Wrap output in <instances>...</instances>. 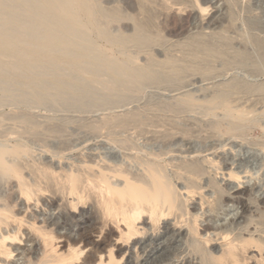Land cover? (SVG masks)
Wrapping results in <instances>:
<instances>
[{"label": "rangeland", "instance_id": "obj_1", "mask_svg": "<svg viewBox=\"0 0 264 264\" xmlns=\"http://www.w3.org/2000/svg\"><path fill=\"white\" fill-rule=\"evenodd\" d=\"M0 1H2V0H0ZM5 1L7 3H5ZM25 1L27 3H24ZM94 1L96 2L97 9H99L102 14L106 13V16H110V17L112 15V20H117V21L120 20L117 23H119L122 27L119 26V24L117 25L116 22H115V24L111 23L113 25L111 27H113V28H118V26L121 27V30L122 29L124 30V31L122 30L123 32L121 31V35H120L121 37H122V35L124 37L130 36L129 34L133 35L134 34V30L133 29H135V26H136L135 24H137V25L139 24L138 26H141V27H143L145 29V31L143 30L145 32V36L146 37L149 36L151 39L149 37H148V39L146 38L147 40H145V42H144L145 46L143 44H141L142 46L141 45H139V46L136 45L135 46V44H133V47H130V46H132V44L131 45H127V47H122L119 43L115 44L113 41L108 42L109 40L105 39L104 36L100 37V35H98L96 33V31L95 32L90 31V30H86V31L91 36H93V39L96 41V48L101 50V51H106V52L110 53L112 58H113L112 59L113 61H116V59H117V61L118 60L119 61L123 60L124 58L128 57V55L129 56L132 55V57H135V58L137 57V61L140 62V63L137 62L138 66H141V68H144V69H146L148 71V77L147 78H149V79L146 78L143 81V84L142 83L139 84L140 87L139 86H137V87H132V86L129 87L128 86L127 87V85H123V87H122L121 84H117L116 83L118 81L117 80L118 79L117 76H116V82H114L115 81V75H113L111 70L108 71V67H100L99 71H98V69H95V71L97 70V73L96 72H94L95 74L93 73L95 76H92L90 74V72L85 73L86 74L85 75L84 73H82V70L81 71H77L78 69H77L76 65L72 64L74 62V58L72 56H70V54H72L71 51H69V57H67L68 56L67 55L68 51L66 52V50H64V51L62 50V52H64V53L66 52L67 53L66 55L63 53L65 56L62 55V53L60 54L61 56H59V53L61 52V49H60L59 52H57L59 49L56 50L55 54H51V53L49 54L48 52H46V54H44V53H42L43 51L40 52V53H42V56L43 57L44 56L47 57V59L45 58L43 60V62L41 61V63H39L38 65H35V66L33 65L32 68L27 67V68H24V69H18V68L14 69V67H11L10 65H13V64L15 65L16 57H13V59H12V57H10L12 60L15 61V62L13 61V63H11V64H5L4 62H1V59H0V123L2 124V127L0 128V130L1 131H5L6 129H10V128H14L15 129L16 126L19 127V129L24 128L23 123L22 124L20 123L21 120H19L18 122L14 121V120L11 121L8 118L6 119V117L10 116L9 118H11L12 116L13 117L16 116V114H22V113L26 114L27 113L29 116L31 115V117H33L32 121H35V123H36L35 125H37V126L39 125L37 127V130H39L38 132L41 131L42 132V133L40 132L41 134H43V132L45 133L43 135L46 137V139H45L44 136H42L41 138L44 139V140H40V141L37 140L35 143L33 142V143L30 144L31 145V151H32L31 153L33 155L30 153L32 156L31 155L30 156H25V158L27 159L26 161L27 162L30 161L31 163H33L34 160H36L38 162H41V163H42V161L44 163L45 162L46 163L50 162L52 165L56 166V168L58 167L57 170L59 171L63 166L65 167L66 170H70V168L72 166V168H71V170H72V169H75L77 166L85 165V163H86L85 160H87V161L88 160H91V161L94 160L95 162L97 161L96 164L98 163L101 166H104V165L110 166L109 164H111V165H114V164L116 165L117 164V166H120V164H121L122 167L124 165L130 171H133V172L140 171V172H142V169L139 166V164L136 161H133L132 157L136 156L135 154H137V156L138 155L141 156V154H142V156H147L148 153H153V152L156 153L157 152V154H158V152L162 153L164 151V152H167V153L164 155L165 157L164 156L162 157L163 160L161 161V164L166 169H168L167 171H169V173L171 175H173V173L176 172V169L174 167H170L171 165H173L171 163H174V165H175L176 164L175 162H178V164H179V162H183V160L184 161H186V159L187 160H191V159H193L194 156H196L195 155V153H196L197 156L200 159L202 158L201 161L207 167V170H209V173H210L211 177L212 178H218L217 179L218 182L220 180L221 181L220 183L222 185L223 184L227 185L228 188L231 187L230 188V189H232L231 193L235 192L237 190H244V189L253 187L255 191L257 190L254 193L255 197H257L259 200L264 199V182H263L264 181V149H263L264 131L262 129L264 127V113H263L264 112V99H262V98H264V93H263L264 92V89H263L264 88V84H263V82H264V50H263L264 49V46H263L264 45V39H263L264 38V31H263L264 30V27H263L264 26V0H254V1L253 0H222V1L221 0H167L169 2H167L166 0L165 1L164 0H150V1L149 0H94ZM94 1H93V3H94ZM10 2H11V0H4V1H2V3H0V9H1V11H0V24H2L5 19H8L7 17L9 15L11 17V18L9 17V19L24 18V17L28 18L31 15V13L33 12L32 10L34 8V5H33L34 2L31 1V0H23V2H22V0H15V1L12 0V2L15 3V4L17 2H18L19 5L22 4L21 10H22V13L24 15L23 17H21L22 16L21 15V10H19L17 12V8L16 9L13 8V6H12L13 3H10ZM191 2H192V4H191ZM132 3H133V5H132ZM139 3H141V5ZM144 3H145V5H144ZM152 3H154V4H152ZM7 4H9V5H7ZM15 4H14V6H15ZM229 4L231 5V7H230ZM10 5L12 7H10ZM201 6H204L203 8L208 9V10L205 11V12H202V10H200ZM23 9H24V11H23ZM103 9H104L105 12L103 11ZM122 9H123V11H122ZM27 10H28V12H27ZM135 10H136V12H135ZM232 10H234L235 13ZM3 12L5 14H7V15H4ZM107 12H109V13H107ZM125 13H126V15H125ZM117 15L119 17H121V18H119V20H118V16ZM121 15H123V16H121ZM131 15H132V17H130ZM230 15L233 16V17L235 16V18L230 17ZM106 16L103 17V25L106 24V25L109 26L111 24L108 23L109 19ZM137 16H138V18H137ZM122 17L123 18L125 17L124 18L125 21L123 20ZM131 18L133 19V21H132ZM2 19H4V20H2ZM127 20H129V21H127ZM150 20H152V21H150ZM222 20H223V22H222ZM84 21H86V20L84 19ZM100 21H102V19ZM105 22H107V23H105ZM150 22H151V24H150ZM228 22H231V23H228ZM256 22H257V24H256ZM106 25H104V26H106ZM202 26H203V28H202ZM111 27H109V29ZM1 29H3V28L1 27ZM6 29H8V27ZM21 29L22 28H20V30ZM14 30L15 29H13V31ZM229 30H230V32H229ZM243 30H244V32H243ZM13 31H9V33H13ZM29 31H30V28L29 29H25L24 28V29L21 30V32H19V29H18L17 32H18V34L20 33L19 34L20 36L22 35V32H23V34L26 36L25 37L23 35L24 38H26V39L30 38L31 39V37L29 35V33H30ZM151 31H152V33H150ZM198 35H199V37H198ZM230 35H231V37H230ZM27 36H28V38H27ZM205 36H207V37H205ZM223 36L225 37V40H224ZM164 37H166V39ZM221 37H223V38H221ZM162 39H164V40H162ZM208 41H209V43H206ZM210 41H212L213 43H211ZM151 42L152 43L154 42L153 45H152ZM145 43L149 44V45L147 46ZM150 46H153V47H150ZM173 46H174L175 49L172 48ZM193 46H196L197 48L196 47L194 48ZM198 47H202L201 48L202 50H200V48H198ZM226 47H228V48H226ZM123 48H126V49H123ZM203 48L206 49V50L204 51ZM119 49H120V51H119ZM214 49H216L215 52H214ZM177 50H179V51H177ZM217 50L219 51V53H218ZM231 50H233V51H231ZM19 51H23L22 55L27 53V51H25V49L24 50L19 49ZM121 51H122V53L125 52V54L123 55L121 53ZM157 52H159V53H157ZM126 53H128V54H126ZM134 53H135L136 56L134 55ZM222 53H223V55H222ZM9 54H11V52ZM56 54H57V56H56ZM168 54L169 55L171 54V55L169 56ZM49 55H51L52 58ZM125 55H127V56H125ZM221 55H222V57H221ZM242 55H243V57H245V59H243ZM23 56H25V55H23ZM227 56H229V57L227 58ZM236 56H239L240 58H238ZM55 57H57V58H55ZM202 57H205V58L203 59ZM232 57H234V58H232ZM50 58L53 61H50ZM54 58H55V60L57 59L58 62H56L57 60L54 61ZM173 58H175V59H173ZM230 58H232V59H230ZM12 60H11V62H12ZM59 60H61V61H59ZM70 60H72V61H70ZM166 60H167V62H166ZM174 60L177 61L178 63L175 62ZM208 60H210V61H208ZM44 61H47V62H44ZM233 61H234V63H233ZM52 62H54V63L56 62V64H53ZM65 62H68L69 64L65 63ZM172 62H173V64H172ZM160 63L163 64V67H162V65ZM179 63H180V65H179ZM257 63L260 66L256 65ZM193 64H195V66ZM200 64H202L204 67L202 65L200 66ZM16 65H17V63H16ZM55 65H57V67ZM68 65H70L72 68L70 66H68ZM73 65H75L74 66L75 68L73 67ZM37 66L40 67V68H38ZM150 66H152V67H150ZM102 68H103V70H102ZM104 68H106L107 70L104 69ZM165 68L168 69V70H166ZM192 68H194V69H192ZM197 68H200V70L197 69ZM164 69H165V71H164ZM201 69H202V71H201ZM28 71H30V72H28ZM106 71H107V73H106ZM226 71H228V72H226ZM99 72L100 73L102 72L101 75H98L96 77V75ZM32 73H35V74H32ZM108 73L113 75L112 76L113 78H110L111 75L108 74ZM194 74H196V75H194ZM102 75L106 76V79L104 78V80H101L104 77V76L101 77ZM108 75H109V78H108ZM99 76L101 77V79H98ZM93 77L95 78L94 80L98 79L99 83H98V81L92 80ZM238 77L240 78V80H239ZM81 78H83V79H81ZM174 78H175V80H173ZM201 78H203V79H201ZM28 80H30V81L32 80L31 81L32 83L30 82L31 85H29V83L27 82ZM222 80H224V81L221 82ZM110 81H112V82H110ZM102 82H103V84H101ZM113 82H114V84L111 86V83H113ZM104 83H105L106 86L104 85ZM8 84H9V86H8ZM144 84H145V86L147 85L148 87L144 86V88H143ZM225 84H228V85H225ZM232 84H233V86H232ZM68 85H69V87H68ZM180 85H182V86L180 87ZM243 85H244V87H243ZM245 85H246V87H245ZM75 86H76V88H78L77 90H75ZM248 86H250L249 87L250 89L248 88ZM7 87H9V88H7ZM110 87H112V90H111ZM95 88H97V90ZM106 88H107L108 91L105 90ZM116 88H118L117 89L118 91L115 90ZM233 88L235 89V91H234ZM120 89H121V91H120ZM134 89L137 91L136 93H135ZM99 90H100L101 93L99 92ZM191 90L193 92H191ZM222 90L225 91V92H223ZM142 91H144V92H142ZM230 92H231L232 96L230 95ZM7 93H9V94H7ZM227 93H228V95H227ZM224 94L226 96H224ZM72 96H73V98H72ZM130 96H132V97H130ZM172 96H174V97H172ZM218 96H219V98L221 97V99L223 98V96H224V98L228 99V102L230 103V111H233V112L246 111L248 113V115H249L248 116V120L243 125L246 126L250 130H249V136H247V138H245V140H244V138H238V139L237 138H231L227 134H224V132H222V133L215 132L214 133V130L210 129L211 128L210 124H212L213 122H222V123L224 122V125H226V123H229L230 121L234 120V119L226 116V114H227L226 110L224 109V107L222 105H220L218 103L219 100L221 101V99L217 98ZM259 96L261 97L262 100H260ZM10 97H11V99H10ZM194 97H196V98H194ZM250 97H252L251 100H250ZM192 98H194V99H192ZM209 98H211V99H209ZM114 99H115V102H114ZM130 100H131V103L129 102ZM30 101H31V103H30ZM91 101H93V102H91ZM173 101H175V103H177V104H175ZM78 102H80V103H78ZM116 102L118 103L117 105H115ZM144 102H146V103H144ZM162 103L164 105H162ZM251 103H252V106H251ZM68 104H69L70 107H68ZM108 104H111V105H108ZM255 104L257 106H255ZM38 105H39V107H38ZM153 105H154V107H153ZM157 105L161 106V108L159 106H157ZM181 105L186 106L187 107L186 109L188 111L190 110L191 112L190 111L189 112L186 111L184 109L185 107L183 108V106L181 107ZM49 106H51V107H49ZM177 106H179L181 108H179ZM189 106H190L191 109L188 108ZM66 107H67V109H65ZM174 107H177L179 109L174 108ZM197 107H199V108H197ZM215 107H217V108H215ZM252 107L255 108V109H253ZM196 108H197V110H196ZM171 109L175 110L177 112L172 111ZM180 109H181V111L183 110L182 111L183 113L180 111ZM59 110H61V111H59ZM129 111H131V112L129 113ZM178 111H180V113ZM139 112L140 113L142 112V114H139ZM195 112H197V113H195ZM6 113H9V114H6ZM110 113H113V114H110ZM134 113L137 114L138 116L136 115V116H134L132 118V116L135 115ZM122 114L125 115V117ZM118 115H121V116L118 117ZM127 115H128V117H127ZM152 115H153V117H152ZM193 115H195V116H193ZM222 116L224 117V119H223ZM104 117H106V118H104ZM110 117L120 118V119H122V122L124 121L123 119H125V121L127 122L126 124H128L129 121H130L129 122L130 124H128L129 126L128 125L126 126L123 123L125 125V127H122V128H121V126H117V127L113 128V124H111V125L109 124V126L111 128H113L112 130H114V131H112V130L111 131L113 133H115L116 135L113 134L112 132H111V134H109L110 133L109 132L110 127L109 126H108L109 128L107 126L105 127V125H104L105 122H103V121L108 120V119L110 121V119H112ZM140 117H142V118H140ZM148 117H150V118H148ZM34 118H36V119H34ZM115 118H113V119H115ZM133 119H134V121H133ZM221 119H223V120H221ZM86 120H88V121H86ZM147 120H148V122H147ZM154 120H156V121H154ZM157 120H159V121H157ZM175 120L177 122L173 123V121H175ZM36 121H39V122H36ZM139 121H140L141 124L139 123ZM162 121H164V122H162ZM89 122L92 123V124H90ZM131 122H133V123H131ZM38 123H40V124H38ZM98 123H99V126H98ZM110 123H111V121H110ZM81 124H83L85 126V128ZM152 124H154V125H152ZM177 124H180V125H177ZM58 125H60V126H58ZM164 125H166V126H164ZM5 126H7V127L11 126V127L7 128ZM51 126H52V128H51ZM97 126L99 127V129L94 134V130L93 129L95 127H97ZM134 126H136V128H134ZM153 126H155V127L153 128ZM157 126H159V127H157ZM160 126L164 127V128H161ZM173 126H174V128H173ZM179 126H181V127H179ZM47 127L49 129H52L51 132H53V133L47 132V130H48ZM90 127H91L93 132H91V129H89ZM128 127H130V128L128 129ZM145 127H146L147 131H146V129H144ZM150 127H152V128H150ZM185 127H187V128H185ZM195 127H196L197 131H196ZM78 128H79V130H78ZM106 128L108 129V132L106 131ZM132 128H134V129H132ZM157 128H160V129L157 130ZM179 128H181V129L183 128L184 130L183 129L180 130ZM208 128L210 129V131H209ZM115 129L119 130V132L116 131ZM164 129H166V130H164ZM200 129H201V132L199 131ZM260 129H262V130H260ZM84 130H85V132H84ZM99 130L100 131L102 130L101 131L102 133ZM130 130H132V131H130ZM141 130H142V132H141ZM148 130H151V132L148 131ZM170 130H174V131H170ZM137 131H138V133L139 132L140 133L138 134ZM188 131H191V132L189 133ZM144 132H146V134ZM206 132H208V134ZM150 133H152V134H150ZM186 133H187V135H186ZM159 134H161V135H159ZM166 134H167V136H166ZM158 135H159V137H158ZM177 135L178 136L180 135V136L178 137ZM194 135L195 136L197 135V137H195ZM14 136H12V137H14ZM67 136H69V137H67ZM168 136H170L169 137L170 141L168 140ZM181 136H183L182 139H181ZM109 137H112V138H109ZM209 137H211V138H209ZM10 138H8L9 140H7V141L9 143V145H12L16 139L15 138H11V140H10ZM26 138H24L25 140L21 139V138H17V139H19V140L21 139L22 141L26 142V141L29 140L28 138L27 139ZM64 138H65V140H64ZM207 138H208V140H207ZM1 139H2V141L4 140L3 138H1ZM149 139H150V141H148ZM205 139H206V141H205ZM111 140L112 141L113 140L116 141L115 144ZM121 140L124 141V142H122ZM129 140L131 141V143H130ZM141 140H142V142H141ZM164 140H166V141L164 142ZM5 141L6 140H4V142ZM7 141L5 142L6 144H8ZM54 141H56V142H54ZM126 141H127V144L129 143L128 144L129 147H132V143H133V145L135 146V148L137 150L139 148V153H137L138 151H136V149L134 151L131 150L132 152L129 150V152H128V149H126L125 147H122V143H126ZM220 141H222V142L220 143ZM147 142H149L150 144L147 143ZM204 142H205V144H204ZM256 142H259V143H257V145H256L255 144ZM261 142L263 143L262 145H261ZM65 143H67L66 145L69 146L68 149H67V146H66V149H65V147H63V146H65ZM116 143H118V144L116 145ZM34 144H35V146H34ZM50 144H52V145H50ZM165 145H166V147H165ZM207 147H208L209 150L207 149ZM72 148H75V149H72ZM124 148L126 150H124ZM212 148H213V151H212ZM46 149H49L50 151L46 150ZM162 149H163V151H162ZM217 149L220 150V151H217ZM61 150H63V151H61ZM192 150H193V152H192ZM194 150H196L197 152L194 151ZM147 151H148V153H147ZM213 152H215V153L219 152L217 154V158H216V154L213 153ZM221 152H224V153H221ZM55 153H56V156H55ZM94 155H95V157H94ZM126 155L128 156V158H127ZM89 156H91L92 159L89 158ZM198 157H196V158H198ZM206 157L207 158L208 157L209 158L214 157L216 160H219V162L225 166L224 167L225 171L223 170V172L225 174L228 173L231 169H234V170L236 169L235 171H237V172L240 171L241 177H244V178H242V180L238 183L237 181H233V182L229 181L228 182L229 177L228 176L223 177L222 174H219L218 175L219 177L218 176L216 177L215 168L212 165H210L209 163L207 164V162L205 163L203 161V158H206ZM129 158H131L132 160L129 159ZM100 160H101V162H100ZM94 161L92 163L93 165L95 164ZM113 161H115V162H113ZM121 161H122V163H121ZM74 162H76V163H74ZM169 162H171V163L168 164ZM80 163H82V164L80 165ZM76 164H78V165H76ZM75 165H76V167H73ZM128 165L132 166L133 168L128 166ZM135 165H137V166H135ZM210 167H211V171L212 172L210 171ZM95 171H97V169H95ZM219 172H221V171H219ZM208 178H210V177L206 176L207 180H208ZM113 181H119L118 183L123 182L122 179H116V180L113 179ZM4 183L5 182L0 184V191L8 194L9 190H10V187L7 186L8 184H6V183L4 184ZM179 183H182V182H179ZM207 188L204 190V195L206 197L208 196V198L210 197L211 199H213L215 190L210 188V187H207ZM2 192H0V193H2ZM60 198L61 197L60 196L58 197V195H57V197H55L52 194L47 193V195H44L41 198L42 200L40 201V204L37 205L36 202H33V203L31 202L30 204L27 203L25 200L21 199V197L19 196L17 198L18 200H16V201H18V202H16L17 205H18L16 207V211L17 210L20 211L21 215L22 214L24 215V213H25L26 216L27 215L30 216L29 218H31V219H29V221H30L29 224L33 223L34 221H36L37 224H38L37 226H40V227H44L45 224L48 225V224H50V222L51 223L52 222L55 223L56 222L55 220H57L58 223L56 222L55 224L51 225L48 228L49 231H53L55 234L56 233H60V234H64V233L71 234L72 233L71 235L75 236L77 234V232H78V227H76V225L78 223H80V224L85 223V220L89 217V215H87L86 213L88 212V213H90V215L91 214L94 215L95 212H96V209L93 208L94 207L93 204L89 203L90 205H88V204L86 206L80 205L78 209L74 210V209L71 208V204H70V202L72 201L73 198L67 197V199H65L63 201L61 199V201H59ZM62 203L64 204V206H67L66 210L62 206H60ZM29 205L31 207L30 209H28ZM56 205L58 206V208H57ZM189 205L191 207L193 205L199 207V209H200L199 213L200 214L206 213L210 209L209 207H208L209 209L207 208L208 204L206 205V207L204 209L205 212H204V210L201 209V202H200L199 196H197L195 200H192L191 204L189 203ZM232 206L233 205L230 204L229 207H224V208H226L227 211L228 210L230 211L231 215H229V218L232 217L231 218L232 220L228 219V222L230 223V222H234L235 221V223H237V222H241L242 223L243 219H240L241 210L238 209L236 206H234V207H232ZM236 208H237L239 213L237 211H235ZM263 208H264V205L251 204L250 205V209H252V211L250 210L251 211L250 214L251 215H256V216L259 214L258 216H261V214L264 213V209ZM231 209H232V213H231ZM92 210L93 211L95 210L94 213H92L93 212ZM260 211L261 212L263 211V212L260 213ZM254 212H255V214H253ZM34 215H36V219H35ZM215 215L216 214H214V213H207V217L205 216L206 218L200 219V222L202 224L201 227H204V226L208 225L210 223V222H208V221H210V219H207V218H210V216H215ZM62 216H66L67 219H69L71 221L72 225H74L75 228L74 227H72V228L67 227L66 228V227L61 226L62 222L64 220ZM86 216H88V217H86ZM216 216L222 217L223 215L219 214V215H216ZM258 216L255 217V218L258 219ZM73 220H74V222H73ZM240 220H242V221H240ZM98 221L92 220L91 221L92 223L89 222L90 224L89 223L86 224V226H88L90 228L95 226V227H93V228H95V232L93 231V232L89 233V239H90L92 244L90 246H87V247H85L83 249L84 253L82 254L81 258H84L87 254L94 253V251L91 250L92 249L91 246L93 244L94 245L104 244L103 243V241H105L104 240V236L108 235V233H109L110 240L114 242L113 244H115V243L117 244L118 243V239L120 237L121 230L118 229L117 226H115V225L114 226L111 225L110 227L109 226L106 227V226L103 225L104 223L102 221H100V222H98ZM203 221H204V224H203ZM139 226L141 228L142 225H139ZM241 226H244V224H242ZM253 226L254 225H251L250 228L252 229ZM12 227H13V229L15 227L14 230L17 231L18 226L16 224H14V226H12ZM110 229H111V234H110ZM185 230L183 229V232H187ZM252 230H254V229H252ZM23 231H25L24 232L25 236L22 238L23 242L22 243L17 242L16 244L14 243V245L19 246L21 249H27V247L29 248V247L32 246V244L29 243L28 240H30V239L32 240L33 238H34L33 240H37L36 241L37 244L41 243L40 238L38 239L36 237V233L35 232L32 233V231L29 229L28 225H27L26 228L23 229ZM73 233H75V234H73ZM261 235L264 237V233L261 234ZM25 237H27V238H25ZM221 242L222 241L214 242L213 246L215 248H217V249H220L221 248ZM55 243H56V247H57L59 253L68 252L69 243H68L67 240H65V238L57 240ZM147 243L148 244L150 243L149 242V236H145V238L144 237L140 238V244H138V245H135V244L133 245L131 243L127 247V245L121 243L120 246L121 247L123 246L122 249H124L123 251L125 252V253L122 254V256L123 255L125 256V258H124V260L122 261L121 264H125L126 259H128L129 262L131 261L130 264H136L137 256H138L137 252L140 251L139 247H141V252H142V248L145 245H148ZM154 243L158 245L160 242L154 240L153 244ZM166 243H170L171 244V246L168 247V249H167V251H169L168 253H167V251H159L160 247H161L160 246L158 248L159 250H156V251L154 250L153 253H150V255H148L149 250H150V249H148V251L144 255H141V258L139 259L138 262L143 261V263H153L154 261L159 260L160 258H162V256H164L162 259H164L168 254H169V256H171L172 251H173L172 250L173 249L172 246H173V247H176L175 249H179V250H177V254L179 256V259L176 258L175 256H172L170 258H172L173 260L171 259L169 264H171V263L172 264H185V262L187 260H191V258H192L191 261L194 260L193 261L194 264H200L199 261L196 259V257L194 258V255H190L192 253L189 250H186V253H183V250H184V248L186 246H183L184 248L180 249L181 244L184 243L182 238H178L177 240L174 239L171 242H165L164 245ZM127 248H129V249H127ZM115 250H117V249H115ZM132 250H133V252H132ZM141 252H139V254ZM159 253H160V255H159ZM165 253H167V254L166 255H162V254H165ZM257 253H258V251L256 249H252L251 252H249L248 257L252 258L253 255H255V256L258 255V259H260L259 258V253L258 254ZM106 255H108V252H106ZM29 256L33 257V254H29ZM29 256L28 255L26 256V261L28 260ZM150 256H152V257H150ZM190 256H192V257H190ZM14 257L15 258L13 259V261H18L19 264H21L23 262V260L18 259L19 258L18 256L16 257V253H15ZM19 260H20L21 263L19 262ZM252 261L250 260V262H248V264H257V262L255 260H252Z\"/></svg>", "mask_w": 264, "mask_h": 264}, {"label": "bare ground", "instance_id": "obj_2", "mask_svg": "<svg viewBox=\"0 0 264 264\" xmlns=\"http://www.w3.org/2000/svg\"><path fill=\"white\" fill-rule=\"evenodd\" d=\"M4 1V0H2ZM0 1V3H2ZM15 1V0H14ZM33 1V12L31 15L26 19L24 18H14L9 19L10 15L7 17L8 19H2L4 20L2 24H0V59L1 62H4L5 64H11L14 60L13 57H16L15 59V65H10L11 67H14V69H24V68H32L33 65H38L43 62V60L47 57H43L42 53L46 54L48 52L49 54H55L56 50L57 52L60 51V54L66 55L69 57V51H71L72 56L74 58V62L72 64H75L77 67V71H81L82 73H88L92 76H95L94 72L97 73V70L100 67H108V71L111 70L113 75H115V81L116 82V76L118 77L117 84L127 85V87H137L139 84H143V81L148 77V71L144 68H141V66H138L137 64V57H132L128 55V57L124 58L123 60L113 61L112 56L110 53L106 51H101L96 48V41L93 39V36H91L89 33H87L86 30L93 31L101 36H104L105 39L109 40L108 42L113 41L115 44L119 43L122 47H127V45H131L130 47H133V44L136 45H144L145 40L148 39L149 36H145V29L141 26H138L135 24L134 34L127 37H124L121 35V25L117 22L118 20H112V15L106 16V13L102 14L99 9L96 7V2L94 0H31ZM94 1V3H93ZM150 1V0H149ZM165 1V0H164ZM167 1V0H166ZM222 1V0H221ZM254 1V0H253ZM23 2V0H22ZM29 2V1H28ZM169 2V1H167ZM229 2V1H228ZM231 2V1H230ZM5 3H7L5 1ZM10 3H13L12 0ZM24 3H27L26 1ZM31 3V2H30ZM114 3V2H113ZM194 3V2H193ZM205 3V2H204ZM13 3V8H17V12L21 10V5L18 4V2L15 4ZM32 4V3H31ZM100 4V3H99ZM116 4V3H115ZM120 4V3H119ZM123 4V3H122ZM128 4V3H127ZM141 5V3H139ZM154 4V3H152ZM177 4V3H176ZM179 4V3H178ZM192 4V2H191ZM9 5V4H7ZM133 5V3H132ZM145 5V3H144ZM157 5V4H156ZM174 5V4H173ZM172 5V6H173ZM230 5V4H229ZM261 5V4H260ZM5 6V5H4ZM10 5V7H12ZM120 6V5H119ZM139 6V5H138ZM187 6V5H186ZM185 6V7H186ZM105 7V6H104ZM129 7V6H128ZM131 7V6H130ZM142 7V6H141ZM166 7V6H165ZM204 6L200 7V10L202 12L207 11L208 9L203 8ZM231 7V5H230ZM256 7V6H255ZM20 8V9H19ZM23 8V7H22ZM113 8V7H112ZM147 8V7H146ZM210 8V7H209ZM234 8V7H233ZM5 9V8H4ZM109 9V8H108ZM134 9V8H133ZM144 9V8H143ZM164 9V8H163ZM196 9V8H195ZM117 10V9H116ZM179 10V9H178ZM194 10V9H193ZM192 10V11H193ZM1 11V9H0ZM24 11V9H23ZM104 11V9H103ZM112 11V10H111ZM123 11V9H122ZM146 11V10H145ZM186 11V10H185ZM234 12V10H232ZM28 12V10H27ZM105 12V11H104ZM125 12V11H124ZM136 12V10H135ZM171 12V11H170ZM174 12V11H173ZM4 13V12H3ZM109 13V12H107ZM146 13V12H145ZM149 13V12H148ZM152 13V12H151ZM176 13V12H175ZM231 13V12H230ZM235 13V12H234ZM18 14V13H17ZM27 14V13H26ZM122 14V13H121ZM160 14V13H159ZM171 14V13H170ZM207 14V13H206ZM4 15H7L4 13ZM21 17H23V13L21 10ZM120 15V14H119ZM126 15V13H125ZM150 15V14H149ZM168 15V14H167ZM174 15V14H173ZM107 17L109 19L108 23L116 24L118 28H113L111 25H103V17ZM123 16V15H121ZM151 16V15H150ZM176 16V15H175ZM85 17V18H84ZM115 17V16H114ZM132 17V15L130 16ZM145 17V16H144ZM147 17V16H146ZM162 17V16H161ZM178 17V16H177ZM181 17V16H180ZM225 17V16H224ZM230 17H233L230 15ZM11 18V17H10ZM102 21H100L101 19ZM123 18V17H122ZM125 18V17H124ZM123 20L125 21V19ZM138 18V16H137ZM156 18V17H155ZM165 18V17H164ZM168 18V17H167ZM235 18V16L233 17ZM84 19L86 21H84ZM132 19V18H131ZM147 19V18H146ZM175 19V18H174ZM88 20V21H87ZM140 20V19H139ZM105 21V20H104ZM129 21V20H127ZM133 21V19H132ZM143 21V20H142ZM152 21V20H150ZM154 21V20H153ZM192 21V20H191ZM196 21V20H195ZM214 21V20H213ZM230 21V20H229ZM235 21V20H234ZM233 21V22H234ZM101 22V23H100ZM136 22V21H135ZM148 22V21H147ZM162 22V21H161ZM194 22V21H193ZM212 22V21H211ZM223 22V20H222ZM107 23V22H105ZM157 23V22H156ZM195 23V22H194ZM231 23V22H228ZM259 23V22H258ZM151 24V22H150ZM188 24V23H187ZM211 24V23H210ZM257 24V22H256ZM126 26V25H125ZM154 26V25H153ZM230 26V25H229ZM1 27L3 29H1ZM8 27V29H6ZM89 27V28H88ZM109 27H111L109 29ZM117 27V26H116ZM211 27V26H210ZM236 27V26H235ZM264 27V26H263ZM20 28L22 29H29L30 28V38H24V34L22 32V35L20 36L18 34L21 32ZM125 28V27H124ZM127 28V27H126ZM155 28V27H154ZM161 28V27H160ZM203 28V26H202ZM225 28V27H224ZM228 28V27H227ZM13 29H15L13 31ZM150 29V28H149ZM182 29V28H181ZM195 29V28H194ZM229 29V28H228ZM254 29V28H253ZM7 30V31H6ZM13 31V33H9V31ZM144 30V31H143ZM247 30V29H246ZM124 31V30H123ZM122 31V32H123ZM126 31V30H125ZM132 31V30H131ZM147 31V30H146ZM149 31V30H148ZM241 31V30H240ZM264 31V30H263ZM28 32V31H27ZM161 32V31H160ZM230 32V30H229ZM244 32V30H243ZM25 33V32H24ZM152 33V31L150 32ZM159 33V32H158ZM207 33V32H206ZM227 33V32H226ZM241 33V32H240ZM251 33V32H250ZM160 34V33H159ZM197 34V33H196ZM220 34V33H219ZM24 35V36H23ZM27 35V34H26ZM169 35V34H168ZM228 35V34H227ZM249 35V34H248ZM23 36V37H22ZM201 36V35H200ZM26 37V36H25ZM192 37V36H191ZM197 37V36H196ZM199 37V35H198ZM207 37V36H205ZM224 37V36H223ZM221 37V38H223ZM231 37V35H230ZM243 37V36H242ZM253 37V36H252ZM103 38V37H102ZM147 38V39H146ZM150 38V37H149ZM158 38V37H157ZM166 39V37H164ZM238 38V37H237ZM151 39V38H150ZM168 39V38H167ZM235 39V38H234ZM264 39V38H263ZM154 40V39H153ZM164 40V39H162ZM218 40V39H217ZM216 40V41H217ZM225 40V37H224ZM237 40V39H236ZM149 41V40H148ZM156 41V40H155ZM154 41V42H155ZM227 41V40H226ZM147 42V41H146ZM153 42V43H154ZM158 42V41H157ZM202 42V41H201ZM213 43L212 41H210ZM236 42V41H235ZM234 42V43H235ZM256 42V41H255ZM148 43V42H147ZM152 43V42H151ZM152 43V45H153ZM185 43V42H184ZM194 43V42H193ZM206 43H209L206 42ZM228 43V42H227ZM239 43V42H238ZM259 43V42H258ZM146 44V43H145ZM164 44V43H163ZM219 44V43H218ZM248 44V43H247ZM246 44V45H247ZM253 44V43H252ZM147 46L149 44H146ZM151 45V44H150ZM188 45V44H187ZM211 45V44H210ZM217 45V44H216ZM229 45V44H228ZM249 45V44H248ZM254 45V44H253ZM258 45V44H257ZM142 46V45H141ZM145 46V45H144ZM202 46V45H201ZM215 46V45H214ZM213 46V47H214ZM224 46V45H223ZM264 46V45H263ZM153 47V46H150ZM185 47V46H184ZM194 48L196 46H193ZM208 47V46H207ZM234 47V46H233ZM238 47V46H237ZM117 48V47H116ZM174 48V46L172 47ZM191 48V47H190ZM197 48V47H196ZM200 50H202V47H198ZM205 48V47H204ZM203 50L205 51L206 49ZM217 48V47H216ZM223 48V47H222ZM228 48V47H226ZM254 48V47H253ZM19 49H22L27 51L26 54L22 55L23 51H19ZM126 49V48H123ZM137 49V48H136ZM175 49V48H174ZM224 49V48H223ZM263 49V48H262ZM62 50H66V52H62ZM118 50V49H117ZM138 50V49H137ZM213 50V49H212ZM216 49H214L215 52ZM235 50V49H234ZM264 50V49H263ZM43 51V52H42ZM120 51V49H119ZM125 51V50H124ZM123 51V52H124ZM154 51V50H153ZM179 51V50H177ZM210 51V50H209ZM218 51V50H217ZM228 51V50H227ZM233 51V50H231ZM244 51V50H243ZM11 52V54H9ZM42 52V53H40ZM126 52V51H125ZM121 53L124 55L125 54ZM132 52V51H131ZM137 52V51H136ZM187 52V51H186ZM189 52V51H188ZM199 52V51H198ZM202 52V51H201ZM212 52V51H211ZM221 52V51H220ZM263 52V51H262ZM64 53V54H63ZM133 53V52H132ZM150 53V52H149ZM159 53V52H157ZM167 53V52H166ZM181 53V52H180ZM219 53V51H218ZM238 53V52H237ZM254 53V52H253ZM128 54V53H126ZM196 54V53H195ZM64 55V56H65ZM135 55V53H134ZM169 55V54H168ZM171 55V54H170ZM169 55V56H170ZM186 55V54H185ZM189 55V54H188ZM193 55V54H192ZM223 55V53H222ZM221 55V57H222ZM262 55V54H261ZM28 56V57H27ZM51 57V55H49ZM57 56V54H56ZM127 56V55H125ZM136 56V55H135ZM146 56V55H145ZM164 56V55H163ZM166 56V55H165ZM203 56V55H202ZM226 56V55H225ZM250 56V55H249ZM12 57V59L10 58ZM194 57V56H193ZM209 57V56H208ZM207 57V58H208ZM229 56H227L228 58ZM240 58L239 56H236ZM243 57V55H242ZM258 57V56H257ZM52 58V57H51ZM50 58V61H53ZM57 58V57H55ZM54 58V61H56ZM65 58V57H64ZM148 58V57H147ZM167 58V57H166ZM189 58V57H188ZM191 58V57H190ZM197 58V57H196ZM203 59L205 57H202ZM206 58V59H207ZM210 58V57H209ZM226 58V57H225ZM234 58V57H232ZM230 58V59H232ZM247 58V57H246ZM261 58V57H260ZM149 59V58H148ZM152 59V58H151ZM175 59V58H173ZM198 59V58H197ZM205 59V60H206ZM221 59V58H220ZM242 59V58H241ZM240 59V60H241ZM245 59V57H243ZM248 59V58H247ZM257 59V58H256ZM12 60V62H11ZM49 60V59H48ZM47 60V61H48ZM153 60V59H152ZM182 60V59H181ZM202 60V59H201ZM218 60V59H217ZM222 60V59H221ZM44 61V62H47ZM61 61V60H59ZM72 61V60H70ZM148 61V60H147ZM150 61V60H149ZM175 61V60H174ZM210 61V60H208ZM216 61V60H215ZM254 61V60H253ZM263 61V60H262ZM58 62V60L56 61ZM56 62H52L53 64H56ZM63 62V61H62ZM157 62V61H156ZM167 62V60H166ZM177 62V61H175ZM180 62V61H179ZM259 62V61H258ZM3 63V64H4ZM17 63V65H16ZM51 63V64H52ZM60 63V62H59ZM68 63V62H65ZM77 63V64H76ZM140 63V62H138ZM147 63V62H146ZM178 63V62H177ZM183 63V62H182ZM202 63V62H201ZM234 63V61H233ZM238 63V62H237ZM241 63V62H240ZM69 64V63H68ZM158 64V63H157ZM161 64V63H160ZM159 64V65H160ZM173 64V62H172ZM190 64V63H189ZM242 64V63H241ZM247 64V63H246ZM251 64V63H250ZM254 64V63H253ZM252 64V65H253ZM73 65V67L75 66ZM163 67V64H161ZM170 65V64H169ZM180 65V63H179ZM195 66V64H193ZM202 64H200L201 66ZM213 65V64H212ZM216 65V64H215ZM218 65V64H217ZM256 65H259L258 63ZM53 66V65H52ZM57 67V65H55ZM70 66V65H68ZM203 66V65H202ZM255 66V65H254ZM260 66V65H259ZM38 67V66H37ZM71 67V66H70ZM152 67V66H150ZM204 67V66H203ZM220 67V66H219ZM232 67V66H231ZM253 67V66H252ZM40 68V67H38ZM53 68V67H52ZM59 68V67H58ZM62 68V67H61ZM72 68V67H71ZM75 68V67H74ZM206 68V67H205ZM204 68V69H205ZM210 68V67H209ZM216 68V67H215ZM223 68V67H222ZM228 68V67H227ZM2 69V68H1ZM42 69V68H41ZM48 69V68H47ZM56 69V68H55ZM63 69V68H62ZM106 69V68H104ZM166 69V68H165ZM164 69V71H165ZM194 69V68H192ZM196 69V68H195ZM200 70V68H197ZM203 69V70H204ZM208 69V68H207ZM219 69V68H218ZM225 69V68H224ZM257 69V68H256ZM59 70V69H58ZM103 70V68H102ZM107 70V69H106ZM168 70V69H166ZM251 70V69H250ZM259 70V69H258ZM26 71V70H25ZM66 71V70H65ZM172 71V70H171ZM202 71V69H201ZM6 72V71H5ZM30 72V71H28ZM52 72V71H51ZM180 72V71H179ZM183 72V71H182ZM228 72V71H226ZM225 72V73H226ZM232 72V71H231ZM255 72V71H254ZM42 73V72H41ZM94 73V74H93ZM100 73V72H99ZM97 74L96 77L100 74ZM107 73V71H106ZM111 73V72H110ZM108 73V74H110ZM111 73V74H112ZM156 73V72H155ZM160 73V72H159ZM173 73V72H172ZM185 73V72H184ZM207 73V72H206ZM35 74V73H32ZM37 74V73H36ZM72 74V73H71ZM89 74V75H90ZM105 74V73H104ZM110 74V75H111ZM190 74V73H189ZM205 74V73H204ZM210 74V73H209ZM227 74V73H226ZM42 75V74H41ZM58 75V74H57ZM60 75V74H59ZM63 75V74H62ZM75 75V74H74ZM86 75V74H85ZM111 75L110 78H113ZM196 75V74H194ZM199 75V74H198ZM212 75V74H211ZM253 75V74H252ZM256 75V74H255ZM13 76V75H12ZM49 76V75H48ZM66 76V75H65ZM102 75L101 77H103ZM160 76V75H159ZM193 76V75H192ZM220 76V75H219ZM228 76V75H227ZM260 76V75H259ZM21 77V76H20ZM90 77V76H89ZM99 76L98 79H101ZM162 77V76H161ZM164 77V76H163ZM190 77V76H189ZM253 77V76H252ZM75 78V77H74ZM73 78V79H74ZM106 79V76H104L101 80ZM109 78V75H108ZM154 78V77H153ZM212 78V77H211ZM239 78V77H238ZM251 78V77H250ZM257 78V77H256ZM80 79V78H79ZM83 79V78H81ZM95 78L93 77L92 80ZM94 80L98 81L99 80ZM149 79V78H147ZM164 79V78H163ZM203 79V78H201ZM72 80V79H71ZM77 80V79H76ZM175 80V78L173 79ZM210 80V79H209ZM213 80V79H212ZM236 80V79H235ZM240 80V78H239ZM32 81V80H31ZM30 80L27 82L29 85H31ZM85 81V80H84ZM83 81V82H84ZM106 81V80H105ZM148 81V80H147ZM201 81V80H200ZM222 80L221 82H223ZM31 82V83H30ZM82 82V83H83ZM87 82V81H86ZM104 82V81H103ZM103 82L101 84H103ZM107 82V81H106ZM112 82V81H110ZM111 83V86L114 84ZM149 82V81H148ZM163 82V81H162ZM161 82V83H162ZM248 82V81H247ZM246 82V83H247ZM2 83V82H1ZM18 83V82H17ZM77 83V82H76ZM96 83V82H95ZM155 83V82H154ZM160 83V84H161ZM195 83V82H194ZM220 83V82H219ZM237 83V82H236ZM241 83V82H240ZM46 84V83H45ZM65 84V83H64ZM147 84V83H146ZM149 84V83H148ZM151 84V83H150ZM157 84V83H156ZM193 84V83H192ZM234 84V83H233ZM232 84V86H233ZM249 84V83H248ZM254 84V83H253ZM252 84V85H253ZM258 84V83H257ZM262 84V83H261ZM260 84V85H261ZM264 84V82H263ZM20 85V84H19ZM51 85V84H50ZM105 85V83H104ZM120 85V86H121ZM178 85V84H177ZM187 85V84H186ZM228 85V84H225ZM231 85V84H230ZM259 85V86H260ZM9 86V84H8ZM12 86V85H11ZM23 86V85H22ZM25 86V85H24ZM88 86V85H87ZM106 86V85H105ZM116 86V85H115ZM145 84L143 85L144 88ZM160 86V85H159ZM182 85H180L181 87ZM222 86V85H221ZM257 86V85H256ZM262 86V85H261ZM38 87V86H37ZM40 87V86H39ZM48 87V86H47ZM50 87V86H49ZM69 87V85H68ZM73 87V86H72ZM102 87V86H101ZM121 87V88H122ZM140 87V86H139ZM138 87V88H139ZM145 87H148L147 85ZM151 87V86H150ZM174 87V86H173ZM225 87V86H224ZM242 87V86H241ZM244 87V85H243ZM246 87V85H245ZM250 86H248L249 88ZM2 88V87H1ZM9 88V87H7ZM18 88V87H17ZM74 88V87H73ZM100 88V87H99ZM108 88V87H107ZM107 88L105 90H107ZM112 90V87H110ZM142 88V89H143ZM254 88V87H253ZM256 88V87H255ZM4 89V88H3ZM13 89V88H12ZM46 89V88H45ZM54 89V88H53ZM75 86V90H77ZM97 90V88H95ZM116 88L115 90H117ZM126 89V88H125ZM141 89V90H142ZM173 89V88H172ZM234 89V88H233ZM247 89V88H246ZM250 89V88H249ZM248 89V90H249ZM252 89V88H251ZM264 89V88H263ZM19 90V89H18ZM74 90V89H73ZM110 90V89H109ZM114 90V89H113ZM135 90V89H134ZM140 90V91H141ZM170 90V89H169ZM168 90V91H169ZM190 90V89H189ZM229 90V89H228ZM5 91V90H4ZM11 91V90H10ZM15 91V90H14ZM20 91V90H19ZM33 91V90H32ZM83 91V90H82ZM108 91V90H107ZM118 91V90H117ZM121 91V89H120ZM132 91V90H131ZM154 91V90H153ZM208 91V90H207ZM216 91V90H215ZM223 91V90H222ZM235 91V89H234ZM238 91V90H237ZM260 91V90H259ZM263 91V90H262ZM22 92V91H21ZM89 92V91H88ZM95 92V91H94ZM100 92V90H99ZM127 92V91H126ZM137 91L135 90V93ZM144 92V91H142ZM163 92V91H162ZM191 92H193L191 90ZM225 92V91H223ZM15 93V92H14ZM92 93V92H91ZM101 93V92H100ZM113 93V92H112ZM116 93V92H115ZM114 93V94H115ZM131 93V92H130ZM134 93V94H135ZM248 93V92H247ZM256 93V92H255ZM264 93V92H263ZM9 94V93H7ZM26 94V93H25ZM38 94V93H37ZM41 94V93H40ZM39 94V95H40ZM49 94V93H48ZM80 94V93H79ZM125 94V93H124ZM5 95V94H4ZM23 95V94H22ZM56 95V94H55ZM67 95V94H66ZM90 95V94H89ZM116 95V94H115ZM114 95V96H115ZM136 95V94H135ZM140 95V94H139ZM138 95V96H139ZM228 95V93H227ZM231 95V92H230ZM3 96V95H2ZM41 96V95H40ZM46 96V95H45ZM57 96V95H56ZM63 96V95H62ZM71 96V95H70ZM110 96V95H109ZM108 96V97H109ZM128 96V95H127ZM224 96H226L224 94ZM221 99L219 96L217 98L221 99L219 100V104L224 107L226 110V116L230 117L234 120L230 121L229 123H226L224 125V122H211L210 124L211 128L214 130V133H222L227 134L231 138H247L249 136V130L246 126L243 124L248 120V113L246 111H230V103L228 102L227 98ZM232 96V95H231ZM235 96V95H234ZM237 96V95H236ZM263 96V95H262ZM6 97V96H5ZM43 97V96H42ZM122 97V96H121ZM132 97V96H130ZM136 97V96H135ZM134 97V98H135ZM174 97V96H172ZM229 97V96H228ZM16 98V97H15ZM73 98V96H72ZM102 98V97H101ZM124 98V97H123ZM128 98V97H127ZM196 98V97H194ZM192 98V99H194ZM237 98V97H236ZM252 97H250L251 100ZM257 98V97H256ZM260 100L264 99L259 96ZM11 99V97H10ZM122 99V98H121ZM120 99V100H121ZM131 99V98H130ZM151 99V98H150ZM171 99V98H170ZM176 99V98H175ZM200 99V98H199ZM211 99V98H209ZM215 99V98H214ZM238 99V98H237ZM242 99V98H241ZM60 100V99H59ZM63 100V99H62ZM72 100V99H71ZM79 100V99H78ZM94 100V99H93ZM119 100V101H120ZM133 100V99H132ZM137 100V99H136ZM231 100V99H230ZM229 100V101H230ZM254 100V99H253ZM22 101V100H21ZM27 101V100H26ZM77 101V100H76ZM107 101V100H106ZM109 101V100H108ZM112 101V100H111ZM126 101V100H125ZM233 101V100H232ZM5 102V101H4ZM9 102V101H8ZM24 102V101H23ZM61 102V101H60ZM88 102V101H87ZM93 102V101H91ZM115 102V99H114ZM118 102V101H117ZM116 102L115 105L118 103ZM124 102V101H123ZM131 103V100L129 101ZM171 102V101H170ZM175 103V101H173ZM211 102V101H210ZM231 102V101H230ZM250 102V101H249ZM254 102V101H253ZM257 102V101H256ZM259 102V101H258ZM16 103V102H15ZM31 103V101H30ZM67 103V102H66ZM80 103V102H78ZM102 103V102H101ZM122 103V102H121ZM142 103V102H141ZM146 103V102H144ZM247 103V102H246ZM92 104V103H91ZM170 104V103H169ZM177 104V103H175ZM179 104V103H178ZM217 104V103H216ZM243 104V103H242ZM43 105V104H42ZM61 105V104H60ZM98 105V104H97ZM103 105V104H102ZM111 105V104H108ZM114 105V106H115ZM120 105V104H119ZM161 105V104H160ZM162 105H164L162 103ZM166 105V104H165ZM180 105V104H179ZM184 105V104H183ZM181 105V107L183 106ZM213 105V104H212ZM37 106V105H36ZM73 106V105H72ZM86 106V105H85ZM92 106V105H91ZM101 106V105H100ZM106 106V105H105ZM113 106V105H112ZM159 106V105H157ZM156 106V107H157ZM172 106V105H171ZM250 106V105H249ZM248 106V107H249ZM252 106V103H251ZM250 106V107H251ZM255 106H257L255 104ZM261 106V105H260ZM9 107V106H8ZM12 107V106H11ZM14 107V106H13ZM33 107V106H32ZM39 107V105H38ZM43 107V106H42ZM51 107V106H49ZM68 107L69 104H68ZM93 107V106H92ZM95 107V106H94ZM98 107V106H97ZM96 107V108H97ZM154 107V105H153ZM161 108V106H159ZM173 107V106H172ZM179 107V106H177ZM174 107V108H177ZM179 107V108H181ZM185 107V108H184ZM192 107V106H191ZM240 107V106H239ZM247 107V106H246ZM103 108V107H102ZM109 108V107H108ZM147 108V107H146ZM163 108V107H162ZM166 108V107H165ZM177 108V109H179ZM183 108L188 111L186 106H183ZM190 108V106L188 107ZM199 108V107H197ZM196 108V110H197ZM217 108V107H215ZM253 108V107H252ZM58 109V108H57ZM67 109V107L65 108ZM95 109V108H94ZM115 109V108H114ZM117 109V108H116ZM144 109V108H143ZM151 109V108H150ZM149 109V110H150ZM155 109V108H154ZM159 109V108H158ZM157 109V110H158ZM176 109V110H177ZM191 109V108H190ZM195 109V108H194ZM193 109V110H194ZM206 109V108H205ZM246 109V108H245ZM255 109V108H253ZM75 110V109H74ZM84 110V109H83ZM109 110V109H108ZM160 110V109H159ZM172 110V109H171ZM208 110V109H207ZM34 111V110H33ZM51 111V110H50ZM61 111V110H59ZM151 111V110H150ZM155 111V110H154ZM153 111V112H154ZM162 111V110H161ZM170 111V110H169ZM168 111V112H169ZM175 111V110H172ZM181 111V109H180ZM180 111H178L180 113ZM183 111V110H182ZM181 111V112H182ZM190 111V110H189ZM188 111V112H189ZM250 111V110H249ZM52 112V111H51ZM131 111H129L130 113ZM171 112V111H170ZM177 112V111H175ZM191 112V111H190ZM54 113V112H53ZM52 113V114H53ZM58 113V112H57ZM94 113V112H93ZM136 113V112H135ZM134 113V114H135ZM144 113V112H143ZM183 113V112H182ZM186 113V112H185ZM197 113V112H195ZM253 113V112H252ZM264 113V112H263ZM262 113V114H263ZM9 114V113H6ZM23 114V113H22ZM16 114V116H10L6 117L9 120L19 121L21 120V124L23 123L24 128L19 129V127L6 129L5 131L0 130V184L5 182L8 184L7 186L10 187L9 193H0V264H19L18 261H13L18 256V259L23 260L21 264H121L124 260L125 256L122 254L125 253L121 247V243L127 245V247L132 243L133 245L140 244V238L145 236H149V244L143 245L141 252V247L139 252H137V262L136 264H169L171 261L172 256H175L179 259V256L177 254L176 247L172 246V254L169 256V254L162 259L154 261L153 263H143V261L138 262L141 258V255H144L148 249L150 253H153L154 250L159 251H167L168 247L171 246L170 243L165 242H171L174 239L177 240L178 238H182L184 241L183 244H181L180 249L184 248L183 246H186L183 250V253H186V250H189L194 255V258L199 261L200 264H248L250 260H255L257 264H264V237L261 235L264 233V213L260 211L261 216H258V219L256 215H251L252 209H250L251 204H259L264 205V199L259 200L257 197H255L254 193L257 191L254 190L253 187L244 189V190H237L235 192H232V189L227 187V185H222L218 178H212L209 170H207V167L203 164L201 159L197 156H192L193 159L187 160L183 162H175L174 163L169 162L168 164H173L170 167H174L176 169V172L171 175L168 169H166L162 164L161 161L163 160V156L167 153L164 152L162 149V153L157 154L156 153H148L147 156H136L132 157L133 161H136L139 166L142 169V172L137 171L133 172L130 171L126 166L123 165L117 166L111 165L107 166H101L94 160H85V165L77 166L76 164L73 167H76L75 169H72V166L70 170H66L63 166L59 171L57 170L56 166L52 165L50 162L44 163L42 161L38 162L34 160L33 163L30 161L27 162L25 156H30L32 153L31 151V143H35L37 140H44L41 137L45 134H41L37 130V125H35V121H32L31 115L29 116L26 114ZM35 114V113H34ZM43 114V113H42ZM71 114V113H70ZM106 114V113H105ZM113 114V113H110ZM115 114V113H114ZM120 114V113H119ZM139 114H142V112ZM146 114V113H145ZM170 114V113H169ZM210 114V113H209ZM217 114V113H216ZM37 115V114H36ZM57 115V114H56ZM123 115V114H122ZM135 115H131L132 118ZM147 115V114H146ZM151 115V114H150ZM171 115V114H170ZM192 115V114H191ZM202 115V114H201ZM251 115V114H250ZM260 115V114H259ZM5 116V115H4ZM28 116V117H27ZM121 115H118V117ZM125 117V115H123ZM130 116V115H129ZM138 116V115H137ZM195 116V115H193ZM225 116V115H224ZM38 117V116H37ZM36 117V118H37ZM43 117V116H42ZM47 117V116H46ZM61 117V116H60ZM59 117V118H60ZM103 117V116H102ZM108 117V116H107ZM128 117V115H127ZM153 117V115H152ZM157 117V116H156ZM205 117V116H204ZM223 117V116H222ZM34 118V119H36ZM50 118V117H49ZM64 118V117H63ZM90 118V117H89ZM106 118V117H104ZM115 118V117H110ZM136 118V117H135ZM142 118V117H140ZM150 118V117H148ZM213 118V117H212ZM42 119V118H41ZM40 119V120H41ZM83 119V118H82ZM109 119L105 120L103 122L105 127L109 126V124H113V128L117 126L125 127L128 124L124 121L122 122V119L115 118V119ZM156 119V118H155ZM224 119V117H223ZM221 119V120H223ZM44 120V119H43ZM96 120V119H95ZM98 120V119H97ZM115 120V121H114ZM128 120V119H127ZM153 120V119H152ZM164 120V119H163ZM193 120V119H192ZM13 121V122H14ZM46 121V120H45ZM88 121V120H86ZM114 121V122H113ZM132 121V120H131ZM134 121V119H133ZM136 121V120H135ZM156 121V120H154ZM159 121V120H157ZM168 121V120H167ZM171 121V120H170ZM190 121V120H189ZM199 121V120H198ZM197 121V122H198ZM217 121V120H216ZM219 121V120H218ZM16 122V123H17ZM39 122V121H36ZM91 122V121H90ZM89 122V123H90ZM97 122V121H96ZM138 122V121H137ZM148 122V120H147ZM164 122V121H162ZM161 122V123H162ZM177 122L176 120L173 121ZM226 122V121H225ZM249 122V121H248ZM76 123V122H75ZM81 123V122H80ZM95 123V122H94ZM125 125H124V124ZM133 123V122H131ZM140 123V121H139ZM150 123V122H149ZM154 123V122H153ZM159 123V122H158ZM196 123V122H195ZM40 124V123H38ZM54 124V123H53ZM92 124V123H90ZM96 124V123H95ZM141 124V123H140ZM164 124V123H163ZM176 124V123H175ZM43 125V124H42ZM83 125V124H81ZM138 125V124H137ZM154 125V124H152ZM170 125V124H169ZM180 125V124H177ZM196 125V124H195ZM60 126V125H58ZM57 126V127H58ZM99 126V123H98ZM97 126V127H98ZM129 126V125H128ZM140 126V125H139ZM150 126V125H149ZM162 126V125H161ZM160 126V127H161ZM166 126V125H164ZM168 126V125H167ZM203 126V125H202ZM253 126V125H252ZM251 126V127H252ZM2 127V124L0 123V128ZM7 127V126H5ZM11 126H8L9 128ZM13 127V126H12ZM81 127V126H80ZM85 128V126L83 125ZM95 127L94 134L96 131H98L99 127ZM110 127V126H109ZM108 127V128H109ZM142 127V126H141ZM144 127V126H143ZM155 126H153L154 128ZM159 127V126H157ZM181 127V126H179ZM18 128V129H17ZM43 128V127H42ZM41 128V129H42ZM48 128V127H47ZM52 128V126H51ZM60 128V127H59ZM102 128V127H101ZM100 128V129H101ZM113 128L110 127L109 134H111ZM130 127H128L129 129ZM136 128V126H134ZM132 128V129H134ZM152 128V127H150ZM164 128V127H161ZM174 128V126H173ZM176 128V127H175ZM187 128V127H185ZM194 128V127H193ZM200 128V127H199ZM261 128V127H260ZM5 129V128H4ZM70 129V128H69ZM91 129V127L89 128ZM103 129V128H102ZM126 129V128H125ZM146 129V127L144 128ZM160 128H157V130ZM171 129V128H170ZM182 130L181 128H179ZM196 129V127H195ZM203 129V128H202ZM209 129V128H208ZM209 129V131H210ZM257 129V128H256ZM264 131V127L262 128ZM260 129V130H262ZM47 130V129H46ZM45 130V131H46ZM58 130V129H57ZM79 130V128H78ZM88 130V129H87ZM112 130V131H111ZM116 130V129H115ZM155 130V129H154ZM156 130V131H157ZM163 130V129H162ZM166 130V129H164ZM184 130V129H183ZM194 130V129H193ZM192 130V131H193ZM252 130V129H251ZM44 131V130H43ZM52 129L47 130V132H51ZM62 131V130H61ZM65 131V130H64ZM77 131V130H76ZM100 131V130H99ZM102 131V130H101ZM100 131V132H101ZM106 131L108 132V129L106 128ZM119 132V130H116ZM125 131V130H124ZM132 131V130H130ZM147 131V129H146ZM151 132V130H148ZM168 131V130H167ZM174 131V130H170ZM195 131V130H194ZM197 131V129H196ZM201 132V129L199 130ZM253 131V130H252ZM72 132V131H71ZM85 132V130H84ZM88 132V131H87ZM86 132V133H87ZM91 132L92 129H91ZM99 132V133H100ZM129 132V131H128ZM127 132V133H128ZM142 132V130H141ZM179 132V131H178ZM189 133L191 131H188ZM251 132V131H250ZM53 133V132H51ZM63 133V132H62ZM102 133V132H101ZM113 133V132H112ZM138 133V131H137ZM140 133V132H139ZM138 133V134H139ZM146 134V132H144ZM153 133V132H152ZM150 133V134H152ZM155 133V132H154ZM177 133V132H176ZM180 133V132H179ZM203 133V132H202ZM208 134V132H206ZM216 133V134H217ZM66 134V133H65ZM89 134V133H88ZM108 134V135H109ZM115 134V133H113ZM148 134V133H147ZM173 134V133H172ZM204 134V133H203ZM15 135V136H14ZM70 135V134H69ZM85 135V134H84ZM87 135V134H86ZM116 135V134H115ZM161 135V134H159ZM158 135V137H159ZM165 135V134H164ZM171 135V134H170ZM174 135V134H173ZM187 135V133H186ZM202 135V134H201ZM263 135V134H262ZM261 135V136H262ZM14 136V137H12ZM17 136V137H16ZM52 136V135H51ZM106 136V135H105ZM144 136V135H143ZM167 136V134H166ZM178 136V135H177ZM180 136V135H179ZM178 136V137H179ZM184 136V135H183ZM181 136V139L182 137ZM195 136V135H194ZM209 136V135H208ZM214 136V135H213ZM219 136V135H218ZM15 138L16 140L12 145H9L8 138ZM28 138L29 140L24 142L21 139ZM45 137V136H44ZM43 137V138H44ZM69 137V136H67ZM91 137V136H90ZM98 137V136H97ZM133 137V136H132ZM137 137V136H136ZM141 137V136H140ZM162 137V136H161ZM168 136V140H169ZM190 137V136H189ZM193 137V136H192ZM197 137V135L195 136ZM7 141L8 144L2 141ZM7 138V139H6ZM10 138V140H11ZM17 138H21L20 140ZM26 138V139H27ZM51 138V137H50ZM55 138V137H54ZM57 138V137H56ZM62 138V137H61ZM71 138V137H70ZM108 138V137H107ZM112 138V137H109ZM167 138V137H166ZM165 138V139H166ZM175 138V137H174ZM211 138V137H209ZM214 138V137H213ZM46 139V137H45ZM53 139V138H52ZM153 139V138H152ZM158 139V138H157ZM176 139V138H175ZM224 139V138H223ZM25 140V139H24ZM65 140V138H64ZM63 140V141H64ZM89 140V139H88ZM109 140V139H108ZM154 140V139H153ZM161 140V139H160ZM195 140V139H194ZM208 140V138H207ZM213 140V139H212ZM225 140V139H224ZM243 140V139H242ZM243 140V141H244ZM38 141V142H39ZM47 141V140H46ZM53 141V140H52ZM62 141V140H61ZM68 141V140H67ZM112 141V140H111ZM119 141V140H118ZM117 141V142H118ZM122 141V140H121ZM130 141V140H129ZM150 141V139L148 140ZM155 141V140H154ZM166 140H164L165 142ZM170 141V140H169ZM172 141V140H171ZM176 141V140H175ZM182 141V140H181ZM185 141V140H184ZM206 141V139H205ZM228 141V140H227ZM257 141V140H256ZM263 141V140H262ZM56 142V141H54ZM69 142V141H68ZM85 142V141H84ZM115 142L116 141H112ZM120 142V141H119ZM124 142V141H122ZM142 142V140H141ZM180 142V141H179ZM209 142V141H208ZM222 141H220L221 143ZM224 142V141H223ZM232 142V141H231ZM43 143V142H42ZM64 143V142H63ZM74 143V142H73ZM72 143V144H73ZM121 143V142H120ZM131 143V141H130ZM149 143V142H147ZM153 143V142H152ZM187 143V142H186ZM227 143V142H226ZM256 142L255 144L257 145ZM264 143V142H263ZM261 142V145L263 144ZM44 144V143H43ZM42 144V145H43ZM49 144V143H48ZM47 144V145H48ZM61 144V143H60ZM65 143V149L66 145ZM118 143H116L117 145ZM129 144V143H128ZM126 143H122V147H125L131 151H134L136 148L132 143V147H129V145ZM150 144V143H149ZM167 144V143H166ZM179 144V143H178ZM205 144V142H204ZM224 144V143H223ZM41 145V144H40ZM46 145V146H47ZM52 145V144H50ZM58 145V144H57ZM74 145V144H73ZM131 145V144H130ZM184 145V144H183ZM186 145V144H185ZM228 145V144H227ZM241 145V144H240ZM246 145V144H245ZM35 146V144H34ZM44 146V145H43ZM42 146V147H43ZM45 146V147H46ZM148 146V145H147ZM180 146V145H179ZM190 146V145H189ZM226 146V145H225ZM259 146V145H258ZM61 147V146H60ZM75 147V146H74ZM154 147V146H153ZM166 147V145H165ZM203 147V146H202ZM211 147V146H210ZM213 147V146H212ZM47 148V147H46ZM69 146H67V149ZM119 148V147H118ZM124 148V150H126ZM151 148V147H150ZM172 148V147H171ZM178 148V147H177ZM181 148V147H180ZM224 148V147H223ZM228 148V147H227ZM232 148V147H231ZM237 148V147H236ZM50 149V148H49ZM46 149V150H49ZM61 149V148H60ZM75 149V148H72ZM123 149V148H122ZM148 149V148H147ZM195 149V148H194ZM199 149V148H198ZM208 149V147H207ZM216 149V148H215ZM225 149V148H224ZM264 149V144H263ZM51 150V149H50ZM49 150V151H50ZM71 150V149H70ZM170 150V149H169ZM189 150V149H188ZM209 150V149H208ZM63 151V150H61ZM66 151V150H65ZM68 151V150H67ZM131 151V152H132ZM137 153H139V148ZM144 151V150H143ZM142 151V152H143ZM196 151V150H194ZM200 151V150H199ZM213 151V148H212ZM216 151V150H215ZM217 151H220L217 149ZM216 151V152H217ZM233 151V150H232ZM53 152V151H52ZM145 152V151H144ZM172 152V151H171ZM176 152V151H175ZM178 152V151H177ZM189 152V151H188ZM191 152V151H190ZM193 152V150H192ZM197 152V151H196ZM225 152V151H224ZM221 152V153H224ZM31 153V154H30ZM34 153V152H33ZM58 153V152H57ZM61 153V152H60ZM201 153V152H200ZM203 153V152H202ZM215 153V152H213ZM219 153V152H218ZM216 158H217V154ZM95 154V153H94ZM133 154V153H132ZM181 154V153H180ZM192 154V153H191ZM190 154V155H191ZM33 155V154H32ZM31 155V156H32ZM51 155V154H50ZM54 155V154H53ZM64 155V154H63ZM96 155V154H95ZM94 155V157H95ZM145 155V154H144ZM168 155V154H167ZM214 155V154H213ZM230 155V154H229ZM56 156V153H55ZM70 156V155H69ZM127 156V155H126ZM202 156V155H201ZM112 157V156H111ZM110 157V158H111ZM118 157V156H117ZM122 157V156H121ZM165 157V156H164ZM191 157V156H190ZM198 157V158H196ZM210 157V156H209ZM203 158V161L207 164L209 163L215 168V175L216 177L219 174H222L223 177L228 176V182L229 181H237L238 183L242 180L240 175V171L237 172L234 169H231L228 173H224V165L219 162V160H216L214 157L212 158ZM34 158V157H33ZM40 158V157H39ZM74 158V157H73ZM89 158L92 159L91 156ZM128 158V156H127ZM186 158V157H185ZM237 158V157H236ZM77 159V158H76ZM86 159V158H85ZM131 159V158H129ZM224 159V158H223ZM241 159V158H240ZM39 160V159H38ZM83 160V159H82ZM97 160V159H96ZM112 160V159H111ZM118 160V159H117ZM128 160V159H127ZM132 160V159H131ZM169 160V159H168ZM84 161V160H83ZM93 161L95 164L93 165ZM116 161V160H115ZM113 161V162H115ZM167 161V160H166ZM176 161V160H175ZM241 161V160H240ZM61 162V161H60ZM82 162V161H81ZM99 162V161H98ZM101 162V160H100ZM117 162V161H116ZM50 163V164H49ZM71 163V162H70ZM76 163V162H74ZM111 163V162H110ZM122 163V161H121ZM132 163V162H131ZM167 163V162H166ZM134 164V163H133ZM132 164V165H133ZM233 164V163H232ZM263 164V163H262ZM65 165V164H64ZM127 165V164H126ZM226 165V164H225ZM69 166V165H68ZM67 166V167H68ZM130 166V165H128ZM137 166V165H135ZM169 166V165H168ZM209 166V165H208ZM238 166V165H237ZM132 167V166H130ZM60 168V167H59ZM133 168V167H132ZM131 168V169H132ZM209 168V167H208ZM97 169V171H95ZM172 169V168H171ZM242 169V168H241ZM174 170V169H173ZM172 170V171H173ZM211 171V167H210ZM221 171V172H219ZM225 171V170H224ZM140 172V173H139ZM212 172V171H211ZM252 172V171H251ZM206 176H209L208 180L206 179ZM219 177V176H218ZM221 178V177H220ZM247 178V177H246ZM113 179H122L123 182L118 183L119 181H113ZM226 179V178H225ZM227 180V179H226ZM261 180V179H260ZM182 182V183H179ZM226 182V181H225ZM243 182V181H242ZM264 182V181H263ZM4 183V184H5ZM229 185V184H228ZM256 185V184H255ZM5 187V186H4ZM210 187L215 190L214 197L211 199L208 196L206 197L204 195V190ZM261 188V187H260ZM8 189V188H7ZM208 189V188H207ZM47 193L52 194L53 196L58 197L60 196V200H65L67 197L73 198L70 202L71 208L76 210L79 208L80 205L86 206L89 203L94 205V209H96L95 214L86 213L88 217L85 220V223L80 224L78 223L76 227H78V232L75 236H72L71 234H60V233H54L53 231H49V227L57 222L55 220V223H51L48 225H44V227L37 226V222L34 221L33 223L29 224V218L30 216L24 215L22 216L20 214V211H16V207L18 206L16 200L20 196L21 199L25 200L27 203H33L36 202L37 205L40 204L41 198L44 195H47ZM212 193V192H211ZM5 194V195H4ZM263 195V194H262ZM199 196L200 202H201V209L204 210L206 205L208 204L207 208L209 209L208 212L200 214L199 213V207L193 205L192 207L189 205L191 204L192 200H195L196 197ZM212 196V195H211ZM70 199V198H69ZM69 204V203H68ZM233 205L232 207L236 206L238 209L241 210L240 219H243V222H228L230 211L226 210L224 207H229ZM57 206V205H56ZM60 206H62L65 210L67 209V206H64L62 203ZM59 206V207H60ZM20 207V206H19ZM39 207V206H38ZM92 207V206H91ZM259 207V206H258ZM262 207V206H261ZM30 205L28 206V209H30ZM36 208V207H35ZM58 208V206H57ZM237 211L238 212V210ZM27 209V210H28ZM259 209V208H258ZM264 209V208H263ZM251 210V211H250ZM256 210V209H255ZM260 210V209H259ZM68 211V210H67ZM93 211V210H92ZM95 211V210H94ZM94 211L92 213H94ZM222 211V212H221ZM31 212V211H30ZM63 212V211H62ZM66 212V211H65ZM205 212V210H204ZM236 212V213H237ZM34 213V212H33ZM32 213V214H33ZM207 213H214L216 215H223L222 217L218 216H210V222L208 225L201 227L202 224L200 222V219L206 218ZM232 213V209H231ZM239 213V212H238ZM250 214V215H249ZM255 214V212L253 213ZM212 215V214H211ZM233 215V214H232ZM238 215V214H237ZM85 216V215H84ZM206 216V217H205ZM235 216V215H234ZM32 217V216H31ZM36 219V215H34ZM63 217L62 225L63 227H69L72 228L74 225H72L71 221L67 219L66 216ZM237 217V216H236ZM34 219V218H33ZM32 219V220H33ZM38 220V219H37ZM92 220L95 221H102L104 226H111L115 225L118 229L121 230L120 237L118 239V243L113 244L114 242L110 240L109 233L108 235L104 236L103 243L101 245H92V251L94 253L87 254L84 258H81L82 254L84 253L83 249L87 246H90L92 243L89 239V233L95 232V226L88 227L86 224L91 222ZM232 220V219H231ZM236 220V219H235ZM242 221V220H240ZM60 222V221H59ZM74 222V220H73ZM94 222V221H93ZM206 222V221H205ZM39 223V222H38ZM58 223V222H57ZM92 223V222H91ZM95 223V222H94ZM16 224L18 226L17 231H15V227L13 229L12 226ZM74 224V223H73ZM90 224V223H89ZM204 224V221H203ZM244 224V226H241ZM28 225L29 229L36 233V237L41 240L40 244H37V240H28L29 243L32 244L31 247H27V249H21L19 246L14 245L17 242L22 243V238L25 236V231H23L24 228H26ZM57 225V224H56ZM139 225H142L141 228ZM251 225H254L252 229L250 228ZM42 226V225H41ZM255 227V228H254ZM263 227V228H262ZM75 228V227H74ZM73 228V229H74ZM262 230H261V229ZM13 229V230H12ZM64 229V228H63ZM103 229V228H102ZM183 229L187 232H183ZM60 230V229H59ZM69 230V229H68ZM75 230V229H74ZM77 230V229H76ZM104 230V229H103ZM29 231V230H28ZM62 231V230H61ZM31 233V232H30ZM75 234V233H73ZM111 234V229H110ZM28 235V234H27ZM26 235V236H27ZM33 237V236H32ZM27 238V237H25ZM68 241L69 243V250L68 252H62L59 253L57 247H56V241L60 239H64ZM36 239V238H35ZM148 240V239H147ZM159 241L160 243L153 244V241ZM180 240V239H179ZM178 240V241H179ZM39 241V240H38ZM181 241V240H180ZM179 241V242H180ZM221 242V248L217 249L213 245L214 242ZM39 243V242H38ZM34 244V245H33ZM144 244V243H143ZM163 244V245H162ZM180 244V243H179ZM216 245V244H215ZM140 246V245H139ZM217 247V246H216ZM135 248V247H134ZM138 248V247H137ZM106 249V250H105ZM117 249V250H115ZM129 249V248H127ZM131 249V248H130ZM252 249H256L259 253L258 255H253L252 258L248 257L249 252H251ZM171 250V249H170ZM106 252H108V255H106ZM129 252V251H128ZM133 252V250H132ZM169 251H167L168 253ZM162 254V255H166ZM257 253V254H258ZM29 254H33V257H30ZM29 256L28 260L26 261V256ZM131 255V254H130ZM160 255V253H159ZM187 255V254H186ZM156 256V255H155ZM152 257V256H150ZM192 257V256H190ZM154 258V257H153ZM193 258V259H194ZM145 259V258H144ZM143 259V260H144ZM147 259V258H146ZM152 259V258H151ZM181 259V258H180ZM186 259V258H185ZM190 259V258H189ZM195 259V260H196ZM173 260V259H172ZM192 260V258H191ZM187 260L185 264H194V260ZM196 260V261H197ZM145 261V260H144ZM152 261V260H151ZM178 261V260H177ZM197 261V262H198ZM131 262V261H130ZM128 259H126L125 264H130ZM174 262V261H173ZM184 262V261H183ZM253 262V261H252ZM196 263V262H195ZM172 264V263H171Z\"/></svg>", "mask_w": 264, "mask_h": 264}]
</instances>
